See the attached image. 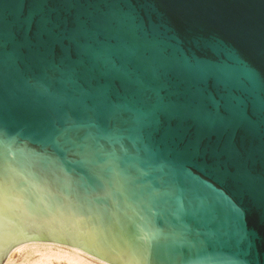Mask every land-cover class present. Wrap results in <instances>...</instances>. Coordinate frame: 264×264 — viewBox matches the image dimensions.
<instances>
[{
  "label": "water",
  "instance_id": "obj_1",
  "mask_svg": "<svg viewBox=\"0 0 264 264\" xmlns=\"http://www.w3.org/2000/svg\"><path fill=\"white\" fill-rule=\"evenodd\" d=\"M145 41L235 57L254 73V87L237 85L238 126L193 127L190 155L141 135L140 97L174 127L162 111L174 101L168 82L143 71L128 78L126 53ZM88 50L93 62L111 54L134 90L114 94L111 76L99 80L103 118L73 103ZM262 81L264 0H0V264L26 243L108 264H264ZM69 124L83 147L61 138ZM215 194L239 210L228 231L200 214Z\"/></svg>",
  "mask_w": 264,
  "mask_h": 264
},
{
  "label": "snow or ice",
  "instance_id": "obj_2",
  "mask_svg": "<svg viewBox=\"0 0 264 264\" xmlns=\"http://www.w3.org/2000/svg\"><path fill=\"white\" fill-rule=\"evenodd\" d=\"M92 55V50H88L74 69L81 82V88L73 103L94 105L98 117L103 118L109 105L103 95L94 94L99 80L111 76L114 94L124 91L134 92V90L129 87L127 79L121 77L116 65L112 64L111 54L97 57L95 62L89 59ZM126 58L133 64L132 72L128 74L129 79L134 72L140 71L153 78L163 77L174 96L172 103L162 106L163 113L174 123V127L168 129L163 127L162 119L157 116L161 109L153 104L150 97H140L139 102L146 106V110L142 113L140 134L163 135V138L170 141L183 155H190L194 148L198 149V146L189 140V133L193 127L205 132L237 127L243 108L237 85L243 79L254 87L257 81L256 75L241 66L235 57H206L197 52L163 48L148 41L136 49L129 50ZM260 87L257 104L261 115L264 116V81L261 82ZM105 122L109 126L117 123ZM70 130L69 124L61 136L67 141L66 146L83 147L78 140L69 138ZM207 187L211 189V185ZM212 192L215 193V189H212ZM238 211L233 207L232 200L219 194L211 196L200 206L203 219L217 224L223 231L230 229Z\"/></svg>",
  "mask_w": 264,
  "mask_h": 264
},
{
  "label": "bare ground",
  "instance_id": "obj_3",
  "mask_svg": "<svg viewBox=\"0 0 264 264\" xmlns=\"http://www.w3.org/2000/svg\"><path fill=\"white\" fill-rule=\"evenodd\" d=\"M28 248H35L38 252L40 250L49 251V253L43 254V256L45 257L44 261L46 262L41 264H52V262L50 261L51 257L64 260V264H108L94 257L89 256L88 254L82 252L79 249L66 247L63 245H58L53 243H26L17 246L16 248L10 251L7 257L6 264L14 256L15 253H18ZM56 259H54V261Z\"/></svg>",
  "mask_w": 264,
  "mask_h": 264
},
{
  "label": "rangeland",
  "instance_id": "obj_4",
  "mask_svg": "<svg viewBox=\"0 0 264 264\" xmlns=\"http://www.w3.org/2000/svg\"><path fill=\"white\" fill-rule=\"evenodd\" d=\"M31 250V251H30ZM49 253L48 250H40L39 252L35 248L24 249L14 256L7 262V264H41L45 263V257L43 254ZM51 257L50 261L52 264H64V260L56 259ZM43 260V262H42ZM7 258L3 264H6ZM60 261V262H59Z\"/></svg>",
  "mask_w": 264,
  "mask_h": 264
}]
</instances>
